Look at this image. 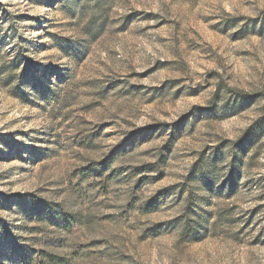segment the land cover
Instances as JSON below:
<instances>
[{
    "label": "rangeland",
    "instance_id": "rangeland-1",
    "mask_svg": "<svg viewBox=\"0 0 264 264\" xmlns=\"http://www.w3.org/2000/svg\"><path fill=\"white\" fill-rule=\"evenodd\" d=\"M52 259L264 264V0H0V264Z\"/></svg>",
    "mask_w": 264,
    "mask_h": 264
},
{
    "label": "trees",
    "instance_id": "trees-1",
    "mask_svg": "<svg viewBox=\"0 0 264 264\" xmlns=\"http://www.w3.org/2000/svg\"><path fill=\"white\" fill-rule=\"evenodd\" d=\"M44 259H46V256L44 257ZM49 264H59L55 259L53 260H51V263H49Z\"/></svg>",
    "mask_w": 264,
    "mask_h": 264
}]
</instances>
